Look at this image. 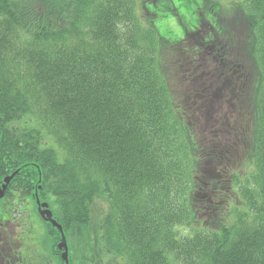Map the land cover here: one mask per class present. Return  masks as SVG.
<instances>
[{"label":"trees","instance_id":"16d2710c","mask_svg":"<svg viewBox=\"0 0 264 264\" xmlns=\"http://www.w3.org/2000/svg\"><path fill=\"white\" fill-rule=\"evenodd\" d=\"M161 1L0 0V203L18 213L10 202L33 201L43 220L37 192L70 264H264V0L201 19L178 41L151 20ZM183 68L195 85L177 94ZM201 83L219 87L204 92L211 110L190 115ZM247 97L241 143L216 109L220 176L253 144V168L226 169V192L221 177L200 175L215 154L197 122ZM16 216L0 218V264L5 252L23 263L13 247L36 254L6 234ZM44 223L47 264H65L60 227Z\"/></svg>","mask_w":264,"mask_h":264},{"label":"rangeland","instance_id":"374dc122","mask_svg":"<svg viewBox=\"0 0 264 264\" xmlns=\"http://www.w3.org/2000/svg\"><path fill=\"white\" fill-rule=\"evenodd\" d=\"M240 1L241 0H208V1L207 0H162L161 3L158 4L159 9H161L160 15L159 16L156 15L155 17H152L151 20L153 21V24L156 25L159 30H161V32L163 31L164 35L163 34L162 35L165 38H170L171 40L178 41V39L183 37L186 29L192 28L193 26L197 25L198 23H200L201 19L213 18L219 12H221V14L225 16H230L231 14L230 11L232 9L234 10L238 6V3ZM242 60L246 61L245 59H242ZM228 65L230 64L228 63ZM185 68H186L185 71L189 72L191 67L189 66ZM185 68L179 71V74H177V79L173 78V81L175 82V86H173V88L175 87L174 90L177 94L180 92L191 91V89L195 85V83L192 81L185 82L183 78L184 76L183 73L186 74V72L184 71ZM203 77H204L205 82H207L208 78H210V74H208L207 76L205 73H203ZM199 87L200 88L202 87L203 92L199 91L196 94V100L198 99V104L196 105L195 109H193L191 105H188L187 103H185L186 101L185 102L183 101V103L187 105L186 109L188 110V112H190L189 113L190 115L193 114L191 110L195 111L196 109H200L202 106L203 107L201 108V110H204V112H207L209 109L211 110V106H210L211 104L207 102V98L212 93L213 88H215L214 91L216 92L219 86L218 85L209 86V84L205 85V83H201L196 88H199ZM250 90L252 94L253 90L252 89ZM204 92L209 94V96L205 97ZM229 97L230 95L227 94V99ZM212 100L213 102H216V98L213 97ZM246 100H247V104L241 102L237 104V107H239L242 111L246 113L247 112L246 105H247V107L249 108V111L253 113V103L250 100V97H249V100H248V97ZM229 101H230V105L233 106L235 102L234 97L232 100H229ZM217 107L221 108L223 112V115L221 116V118L224 117V114L227 111L226 107L225 106L221 107L220 104H217V105H214L213 107L215 110L213 109L212 112L210 111L209 113H206V116L202 119L201 122L198 123L197 121H193L199 124L197 126L198 132L196 131L195 125H193V127H194V130L197 132L201 143L203 141H205L206 143H209V138H210V144L212 145L213 150H214V151L212 150V152L215 154V157L212 158V160H210L211 165L208 164V162H206V164L204 165L205 166L204 170L200 172L201 177L208 178V176H210L209 173L213 174L214 176L221 177L222 181L220 179V184H219V187L221 188L220 190H223L224 188V191H226L227 186L224 185L225 183L223 181L225 180V178L223 174L224 172H226V169H229V167L238 166V168H240L242 159L247 156L248 151L250 149L251 138L247 139V144L244 147V149L241 150L239 155L236 156V154H234L235 158L233 157L232 162H228L227 166L225 167L226 169H224L223 174L220 176L221 172H219L217 162L220 157V151L222 149V146L220 144L221 140L219 139L218 136H215L214 132L216 130H223L224 127L222 123H220L219 121L218 112H216ZM221 167H224V165L221 164ZM206 192L208 195L212 194L210 187L206 189ZM222 195L225 197V194H222ZM10 203H13L14 206H16L17 209H19V212L18 213L16 212L17 213L16 214L12 211L11 208L8 207V205L3 206V203H0L1 220L2 218L4 220L9 219V217L13 218L17 215L16 220H13V221L11 220L10 222H6L7 224V227H6L7 229L5 231L6 234L12 235L13 237H16L17 234L18 235L25 234L22 237L23 238L22 248L24 249V247L27 246L26 248L29 249V246L30 247L33 246V248H35L36 250V254L32 253L28 257L29 258L28 261H26L25 257L27 254H24L20 248L16 249L15 247H13L11 248V250L13 249L15 253H17L18 251L20 254V257L21 256L24 257L23 258L24 264L35 263L34 261L35 260L38 261L39 259L40 261L36 262V264H39V263L47 264L46 261H49L51 257V252H50L51 249L48 245L45 244V241L47 239V226H45L44 221L38 216L34 202L32 201L30 202V204H27L25 206H20L18 199L16 198L14 199V201ZM46 209L47 208L45 207L43 210L46 211ZM206 215L207 214H204L203 218H206ZM101 219L102 218L100 219L98 218L97 221L101 222ZM19 220L20 221L23 220L25 226L27 227L26 232H24L25 228H22V229L19 228L21 226L20 225L21 223L19 222ZM81 240L83 241V244L84 242H86V240L82 237H81ZM26 248L25 250L28 252V249ZM2 250L5 252L4 248H2ZM79 250H80V255H82L83 252L86 251L85 249H81V247L79 248ZM5 258H4L5 260L4 264H18L19 263L17 260H15L16 258L14 259L13 257H11L10 252L9 253L5 252ZM50 264H52V262H50Z\"/></svg>","mask_w":264,"mask_h":264},{"label":"flooded vegetation","instance_id":"af4514ba","mask_svg":"<svg viewBox=\"0 0 264 264\" xmlns=\"http://www.w3.org/2000/svg\"><path fill=\"white\" fill-rule=\"evenodd\" d=\"M230 95V97L227 99V101L229 100H232L233 97H236L237 95H240V93L238 92H234V93H228ZM224 105H221V107H223ZM233 109L230 110V108L228 107L226 113L224 114V117H222L223 119L226 118L228 119L229 118V113H231V118L234 122V126L231 125V122L230 120H227V121H224V125H227L229 128H230V131H234L235 129L237 128H240L239 130V135L237 133H234L235 134V137H236V141H235V144L236 145H239L238 141H237V135H238V140L239 142L241 143L242 141V137H246V134L247 132H245V129H244V122H243V117H244V111H242L239 107L236 106V108L234 109V107H232ZM229 138V137H228ZM244 149V148H243ZM242 149V150H243ZM241 152V147L240 149L237 151V155H239ZM236 155V156H237Z\"/></svg>","mask_w":264,"mask_h":264},{"label":"water","instance_id":"95a60500","mask_svg":"<svg viewBox=\"0 0 264 264\" xmlns=\"http://www.w3.org/2000/svg\"><path fill=\"white\" fill-rule=\"evenodd\" d=\"M0 197H4L3 194H0ZM38 204L40 205V211H41V213H42V216L46 217V219H49L54 225L59 226L60 229L62 230V234H63V236H64V232H63V228H62V226H60L59 224H57V222H56L55 220H53V219L51 218V216H49V214L47 215L45 212L42 211V205H41V203H40V199H39V197H38ZM59 246L65 248V252H64V254H63V258H65L66 263L69 264V257H68V250H69V247H67L66 236L63 237V242H61Z\"/></svg>","mask_w":264,"mask_h":264}]
</instances>
